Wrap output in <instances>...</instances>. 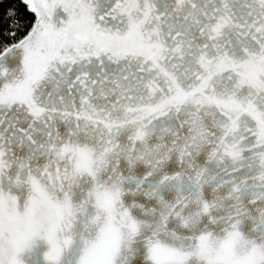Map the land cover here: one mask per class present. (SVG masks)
I'll return each instance as SVG.
<instances>
[{
    "label": "snow or ice",
    "instance_id": "1",
    "mask_svg": "<svg viewBox=\"0 0 264 264\" xmlns=\"http://www.w3.org/2000/svg\"><path fill=\"white\" fill-rule=\"evenodd\" d=\"M0 264H264V0H0Z\"/></svg>",
    "mask_w": 264,
    "mask_h": 264
}]
</instances>
